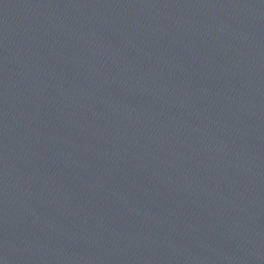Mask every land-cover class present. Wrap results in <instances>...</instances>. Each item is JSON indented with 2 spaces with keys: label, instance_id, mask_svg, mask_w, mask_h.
Segmentation results:
<instances>
[{
  "label": "water",
  "instance_id": "water-1",
  "mask_svg": "<svg viewBox=\"0 0 264 264\" xmlns=\"http://www.w3.org/2000/svg\"><path fill=\"white\" fill-rule=\"evenodd\" d=\"M0 264H264V0H0Z\"/></svg>",
  "mask_w": 264,
  "mask_h": 264
}]
</instances>
